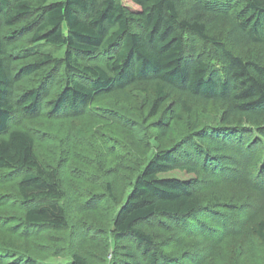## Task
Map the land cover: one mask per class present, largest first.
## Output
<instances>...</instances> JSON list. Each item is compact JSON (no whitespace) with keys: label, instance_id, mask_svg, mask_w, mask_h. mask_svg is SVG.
I'll list each match as a JSON object with an SVG mask.
<instances>
[{"label":"trees","instance_id":"16d2710c","mask_svg":"<svg viewBox=\"0 0 264 264\" xmlns=\"http://www.w3.org/2000/svg\"><path fill=\"white\" fill-rule=\"evenodd\" d=\"M129 2L131 6L123 0H0V26L12 27L20 36L29 35L31 47L21 50L22 55L39 54V47L47 48L12 76L10 60L4 51L10 37H0V170L17 174L22 218L32 229L68 226L66 210L61 204L65 192L58 168L43 162L37 154L34 135L10 127L11 117L17 111L22 117L35 118L47 104L48 116L78 118L87 113L96 99L114 92L128 93L138 83L146 82L153 90L149 117L166 111V100L177 94L186 98L182 103L186 114L191 112L187 100L224 105L222 122L237 119L235 131L244 128L242 118L254 123L264 121L263 57L255 50L236 55L227 49L225 42L208 33L210 21L219 17L229 26L227 38L264 45V0ZM186 36L211 44L218 65L200 54L194 43L186 41ZM50 49L63 50V54L56 58ZM14 57L12 54L11 59ZM50 64L57 69L58 77L50 78L56 70L47 71L37 85L15 98L12 96L10 89L18 77L32 75ZM56 81L60 88L52 98ZM176 117L181 119L179 114ZM162 125L157 133L159 137L167 132V124ZM222 125L216 128L228 130V138L239 141L238 132ZM255 129L264 140V123ZM193 139L194 136L189 137L186 142ZM198 140L210 144L207 148L210 156L227 151L222 143H213L208 138ZM258 144L250 136L239 147H249L252 153L258 151L255 149ZM201 153L196 158L194 154L186 155L185 161L178 162L180 157L173 151L158 150L130 183L115 212L113 232L116 240L125 236L134 240L143 256L142 264H174L180 258L192 260L187 245H178L170 256L159 252L154 247V236L144 231L142 224L155 217L179 221L201 209L202 198L194 185L177 177L163 176L176 169L195 171L197 158L202 156V162H206V155ZM228 158L225 156L224 161L230 166L232 162ZM234 172L237 170L231 166V173ZM241 175L244 174H238ZM246 175L251 187L264 195V165ZM106 188L110 196V183ZM251 231L264 246V217L254 222ZM183 232L191 233L186 229ZM28 264L35 262L30 260ZM69 264L88 262L73 253Z\"/></svg>","mask_w":264,"mask_h":264},{"label":"rangeland","instance_id":"374dc122","mask_svg":"<svg viewBox=\"0 0 264 264\" xmlns=\"http://www.w3.org/2000/svg\"><path fill=\"white\" fill-rule=\"evenodd\" d=\"M123 2L131 6L129 0ZM228 32L229 26L222 18L210 21L208 33L225 42L232 53L243 55L248 50H255L264 59V45L231 40L227 38ZM8 36L10 40L4 44V51L10 60L12 76L22 65L47 51L41 46L39 54L22 55L21 50L31 47L29 35L20 36L12 27L0 26V37ZM190 37L186 36V41L194 43L200 54L218 65L213 56L215 48ZM49 52L56 58L63 54L60 49ZM12 54L15 55L13 60ZM54 70L50 78L58 77L52 64L32 75L18 77L10 89L12 96L15 98L34 87L47 71ZM52 87L53 98L60 83L56 81ZM152 98V88L146 82H140L128 93L114 92L96 99L87 113L78 118L48 116L47 104L35 118H25L15 112L10 127L30 131L39 157L58 168L60 185L65 192L61 204L66 210L68 226L57 229L26 226L16 190L17 174L0 170L1 264H28L30 260L35 264H69L73 253L83 256L88 264H142L140 247L131 237L114 238L113 219L135 175L149 157L161 149L173 151L180 157L178 162L185 161L183 159L190 154L196 158L202 151L200 155H206V162H202L200 156L193 172L176 169L163 174L194 185L201 195L202 206L189 218L179 221L165 217L145 221L142 228L154 236V247L170 256L178 245H187L192 260L180 258L174 264H264V246L251 233L254 222L264 217V195L251 187L246 175L264 165V140L255 129L264 121L254 123L242 118L244 128L238 127L235 131L237 119L222 122L224 105L187 100L191 112L186 114L182 106L186 98L177 94L166 100V111L149 117L147 111ZM177 114L181 119L176 117ZM163 123L168 126L167 132L159 137L157 133L164 127ZM220 125L238 132L239 141L230 140L228 130H218L216 127ZM192 136L193 141L186 142ZM250 136L259 142L255 146L258 151L252 153L249 147H239ZM198 138L222 143L227 151L220 156H210V144ZM225 156L232 162L230 166L225 163ZM231 166L237 172L231 173ZM239 173L244 175L238 176ZM107 183L112 189L110 196ZM184 229L191 233L183 232Z\"/></svg>","mask_w":264,"mask_h":264}]
</instances>
